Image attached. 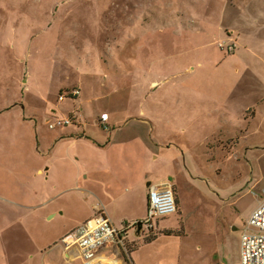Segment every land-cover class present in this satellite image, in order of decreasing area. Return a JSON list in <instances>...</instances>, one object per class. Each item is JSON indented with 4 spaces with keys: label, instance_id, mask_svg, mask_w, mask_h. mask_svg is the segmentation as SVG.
<instances>
[{
    "label": "rangeland",
    "instance_id": "374dc122",
    "mask_svg": "<svg viewBox=\"0 0 264 264\" xmlns=\"http://www.w3.org/2000/svg\"><path fill=\"white\" fill-rule=\"evenodd\" d=\"M143 111L183 169L181 205L153 220L176 231L173 264H240L264 198V0H0V264H64L63 232L103 199L70 178L80 137Z\"/></svg>",
    "mask_w": 264,
    "mask_h": 264
},
{
    "label": "crops",
    "instance_id": "0c3cea01",
    "mask_svg": "<svg viewBox=\"0 0 264 264\" xmlns=\"http://www.w3.org/2000/svg\"><path fill=\"white\" fill-rule=\"evenodd\" d=\"M140 114L142 115L132 116L119 123L116 119H111L107 113L106 123L112 128L108 129V132L103 136L91 128L87 129V136L80 137V139L86 137L88 139L86 152L83 154L82 151L80 152V160L79 156L76 157V160L80 162L73 166L74 169L70 177L77 180V174L79 172L82 174L81 169H86L85 177H88L89 174L92 175V185L88 186L91 191L89 192L103 198L102 201L97 202L103 204L111 221L118 227L125 223L140 221L139 219L144 216L147 211L149 184L162 185L167 181L171 182L177 209L181 205L180 192L173 178L179 175L183 169L173 160L152 151L160 145L157 142L158 125L152 119V113L143 111ZM172 143H164L161 146H174L172 148L177 152L183 150L184 144ZM54 162H52L53 166ZM49 168L50 165L45 166V169L49 170ZM150 173L156 175L155 181L147 180ZM64 176L65 172H60L56 184L62 185ZM123 183L129 184L131 190L119 193L118 186ZM95 203L91 205V211L81 218L80 224L94 214ZM172 229L165 226L156 227L149 233H143L142 226L138 225L131 232L127 230L126 240L130 245L128 261L121 255L117 256L110 251H105L97 257L95 264H173L176 254L180 252L179 239L173 233H163ZM69 231L65 230L62 236ZM149 236H153V238L144 241V237ZM61 252L64 264H74L67 259L72 258L71 254H67L63 248Z\"/></svg>",
    "mask_w": 264,
    "mask_h": 264
},
{
    "label": "built area",
    "instance_id": "2783aa9c",
    "mask_svg": "<svg viewBox=\"0 0 264 264\" xmlns=\"http://www.w3.org/2000/svg\"><path fill=\"white\" fill-rule=\"evenodd\" d=\"M74 89L72 93L76 94ZM60 100L63 95H59ZM107 113H102L98 124L108 130ZM72 122L70 118L47 119L48 126H62ZM94 214L78 227L70 230L60 239L61 247L71 254L67 258L74 264H95L97 257L105 251L121 255L129 260L130 245L126 240L128 228L138 227L137 221L116 226L106 213L102 203L94 204ZM177 210L176 198L171 182L162 185L149 184L146 217L142 221L149 230H153V220L171 214ZM142 222L140 225H142ZM240 264H264V198L251 211L240 235Z\"/></svg>",
    "mask_w": 264,
    "mask_h": 264
},
{
    "label": "trees",
    "instance_id": "16d2710c",
    "mask_svg": "<svg viewBox=\"0 0 264 264\" xmlns=\"http://www.w3.org/2000/svg\"><path fill=\"white\" fill-rule=\"evenodd\" d=\"M163 233H165V234L173 233L174 234V233H176V231L175 230H167V231H164ZM152 238H153V236H149L146 241H148V240H150Z\"/></svg>",
    "mask_w": 264,
    "mask_h": 264
},
{
    "label": "water",
    "instance_id": "95a60500",
    "mask_svg": "<svg viewBox=\"0 0 264 264\" xmlns=\"http://www.w3.org/2000/svg\"><path fill=\"white\" fill-rule=\"evenodd\" d=\"M137 223H138V225H140L141 224V221H137Z\"/></svg>",
    "mask_w": 264,
    "mask_h": 264
}]
</instances>
